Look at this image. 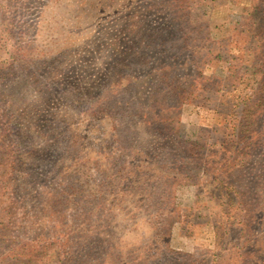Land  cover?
<instances>
[{"label": "trees", "instance_id": "1", "mask_svg": "<svg viewBox=\"0 0 264 264\" xmlns=\"http://www.w3.org/2000/svg\"><path fill=\"white\" fill-rule=\"evenodd\" d=\"M174 2L129 0L110 44L84 37L76 49L63 18L87 16L74 0H59V19L47 0H0V264H264V56L249 91L225 101L202 82L223 56L188 40ZM159 13L166 29L149 22ZM248 15L264 40V0ZM123 19L147 28L143 42L165 40L177 60L163 74L131 71ZM215 115L204 166L178 127ZM194 185L204 210L177 194ZM180 238L199 248L181 250Z\"/></svg>", "mask_w": 264, "mask_h": 264}, {"label": "rangeland", "instance_id": "2", "mask_svg": "<svg viewBox=\"0 0 264 264\" xmlns=\"http://www.w3.org/2000/svg\"><path fill=\"white\" fill-rule=\"evenodd\" d=\"M74 1L81 9L80 14L84 16L83 13L86 12L87 16V21L78 22L76 21L77 17L73 20L69 14L63 18L66 20L67 26H70L72 33L77 35L75 39L76 49L81 47L84 37L87 41H91L93 45L102 43L105 46L106 42L110 44L114 39V34L111 36L109 31L112 29L111 24L114 19L117 18V15L113 16V14L122 9L129 0H108L109 3L107 2L104 7L100 6V0L91 1L93 10L89 13L93 15L92 19L88 16L87 10L83 9L87 0ZM188 1L189 4L184 3L186 5L183 6L180 5L179 0L170 3L172 7H168L172 16L177 19L186 12L187 20L184 23V29L188 40L201 44L204 47L205 56L207 54L223 56L221 62L218 59H211L212 62L207 63L208 73L202 77V82L215 85L220 90L223 89L220 96H223L224 100L228 102L234 93H247L249 85L252 84L251 81L261 69L264 56L263 25H260L258 20L248 15V10L253 11L258 6L259 0H203L207 4L202 0ZM47 5L50 8L47 16L59 19V14H55L59 0H47ZM72 7L74 6L72 5ZM206 7L209 9H206ZM149 22L156 29H166V20L163 13H159L156 18L151 17ZM132 23L133 26H131V22L123 19L118 31L121 37L119 42L123 43V48L131 50L129 56L132 63V66H130L131 71L136 73L138 68L154 67L156 75L163 74L177 58L169 54L164 39L152 43L143 42L144 34H142V30L147 28L141 26L136 20ZM233 27L236 29L238 38H241L238 44L233 43ZM108 37H111V39H108ZM244 38L247 40H244ZM88 45L92 44L88 43ZM148 46L151 50L143 57L139 50ZM108 47L110 48L109 45ZM145 61L146 63L141 66ZM93 70L99 73L102 67L99 66L93 68ZM128 78H131V76L128 75ZM117 82V88L120 90L128 86L127 78ZM186 122L179 125L178 132L191 154L198 158L204 166H208L211 164V159L207 157V150L212 142L211 137L216 128L215 126L220 122V116L215 115L209 119L211 123L204 122V124H200L197 120H193L192 123ZM177 194L182 197L187 205L196 210L207 208L206 192L199 185L181 187L177 190ZM10 197L8 195V198ZM260 213L264 221V212L261 211ZM178 243L181 250L188 253H192L195 248H199L197 243L190 238H180Z\"/></svg>", "mask_w": 264, "mask_h": 264}]
</instances>
